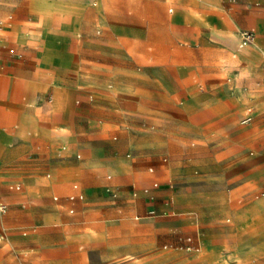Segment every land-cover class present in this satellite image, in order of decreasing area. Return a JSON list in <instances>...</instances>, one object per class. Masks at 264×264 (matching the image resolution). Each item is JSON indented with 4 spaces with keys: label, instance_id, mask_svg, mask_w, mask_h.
<instances>
[{
    "label": "crops",
    "instance_id": "1",
    "mask_svg": "<svg viewBox=\"0 0 264 264\" xmlns=\"http://www.w3.org/2000/svg\"><path fill=\"white\" fill-rule=\"evenodd\" d=\"M217 1L0 0V202L8 207L0 221L179 219L186 225L198 222L192 210L201 205L209 209L203 219H264V188L255 195L260 201H248L249 192L230 209L222 190L174 191L168 181H189L192 168L207 166L236 195L264 175V0H230L226 20L213 10ZM165 5L199 38L196 56L184 66L139 55L155 39V12ZM240 31H252L254 42L241 47ZM175 95L185 107L173 105ZM257 113L252 141V129L243 135L236 119L251 116L249 124L239 121L249 126ZM114 128L116 142L104 141ZM63 143L84 151L83 166L64 160ZM253 151L261 155L258 165L248 158ZM65 169L81 173L82 189L73 182L52 202L63 199L69 216L42 198L45 173L54 175L49 187L60 190L57 174ZM108 172L113 177H104ZM249 229L245 235L260 228ZM177 244L198 251L190 237Z\"/></svg>",
    "mask_w": 264,
    "mask_h": 264
},
{
    "label": "rangeland",
    "instance_id": "2",
    "mask_svg": "<svg viewBox=\"0 0 264 264\" xmlns=\"http://www.w3.org/2000/svg\"><path fill=\"white\" fill-rule=\"evenodd\" d=\"M157 1L163 3L162 0ZM201 2L209 4L210 0ZM217 2L213 10L218 11L222 19H228L227 10L225 12L223 9L225 10L231 1ZM155 14V39L143 44L139 55L145 62L150 57L157 61L170 58L175 63L173 65L184 66V61L196 56L199 38L181 24L176 9L173 13H168L165 5L163 11H156ZM231 29L238 35L239 29L233 26ZM95 31L96 29L92 31V35L99 37L95 35ZM79 34L81 37L85 35L83 31L76 32V36ZM172 103L176 107H185L186 100L175 95L172 97ZM255 115L249 126L239 125L240 116L236 119V126L243 131V135H249L248 129H252V141L258 139V135H255L258 127L254 121L259 114ZM78 132H81V138L84 137L83 129L80 128ZM113 136L118 139L116 128L104 136V141L116 142L112 140ZM63 144L67 147L64 160L83 166L88 159L84 151H73L69 149L68 144ZM128 152L122 153L123 158ZM77 154L81 155L80 159H76ZM248 158L258 165L261 155L253 151V156L248 155ZM149 166L150 164H145V169ZM195 169L198 171L196 175L193 174ZM45 174H50V178H44L47 185L42 192L44 203H53L56 209L69 216L66 208L62 207L64 200L54 203L52 197H65L73 182H77L82 189L81 173L72 169L59 171L57 187L60 190L49 187L54 178L52 172ZM107 175L113 177L110 172L104 177ZM189 179L186 182H178L175 179L168 181L174 185V191L191 187L194 190L203 189L202 194L205 195L222 190L230 209L236 207L239 197L249 192L248 201L264 199L257 200L255 197L264 188V175L255 177L247 191L236 195L230 191L233 184L227 182L226 178H215L207 166L192 168L189 171ZM18 183L23 185L20 181L15 182V185ZM22 187L18 193H22ZM208 210V207L203 205L196 207L192 213H196L198 222L186 225L180 224L177 221L179 219H56L49 223H40L36 219H1L0 235L3 240L0 241V264H264V219H231V216H226L225 219H203V215L209 213ZM134 215L131 214L130 218ZM178 216L176 212L175 216L171 217ZM251 227L260 229H253L250 235H245ZM73 234L87 235L86 237L90 238L73 243L69 241ZM178 237H190L198 251H188L184 245H176ZM170 244L171 249H163L164 245ZM151 249L156 250L154 254H147ZM126 251L130 254L118 258L114 256V253L121 255L127 253Z\"/></svg>",
    "mask_w": 264,
    "mask_h": 264
},
{
    "label": "built area",
    "instance_id": "3",
    "mask_svg": "<svg viewBox=\"0 0 264 264\" xmlns=\"http://www.w3.org/2000/svg\"><path fill=\"white\" fill-rule=\"evenodd\" d=\"M239 37H240V46L244 47L247 46L251 43L254 42L255 40V35L252 31H240L239 32ZM252 121V117L251 116H247L244 119L241 120L240 124L241 125H246L249 124ZM76 188V186H74ZM154 187H157V183H154ZM19 189V188H17ZM145 193H148V190H144ZM262 195H264V192L262 193ZM74 197L71 196L69 197V200H73ZM8 207L3 204L2 202H0V213H5L7 211ZM148 215H155L154 211H149ZM190 242V239H187V243ZM187 250H191V248L186 247Z\"/></svg>",
    "mask_w": 264,
    "mask_h": 264
}]
</instances>
